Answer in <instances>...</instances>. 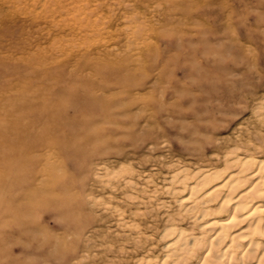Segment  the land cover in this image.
<instances>
[{
  "label": "rangeland",
  "instance_id": "1",
  "mask_svg": "<svg viewBox=\"0 0 264 264\" xmlns=\"http://www.w3.org/2000/svg\"><path fill=\"white\" fill-rule=\"evenodd\" d=\"M70 1L0 0V104L23 83L54 99L58 88L81 93L84 80L95 89L83 97L102 99L99 110L112 104L116 120L65 133L68 142L92 137L73 156L31 152L26 179L2 195L0 264L129 262L136 231L117 228L113 207L146 213L141 229L157 225L152 215L175 210L163 190L172 169L219 164L233 148L264 156V0H133L125 17L129 0H79L55 14L58 26L44 17ZM89 16L97 28L82 36Z\"/></svg>",
  "mask_w": 264,
  "mask_h": 264
},
{
  "label": "bare ground",
  "instance_id": "2",
  "mask_svg": "<svg viewBox=\"0 0 264 264\" xmlns=\"http://www.w3.org/2000/svg\"><path fill=\"white\" fill-rule=\"evenodd\" d=\"M129 1L131 3L120 5L123 17L135 5L133 0ZM76 2L79 0L69 2L72 7L58 2L57 7L46 10L48 15L44 17L58 26L55 16L71 14V10L78 7ZM87 4L86 1L88 8ZM102 5L97 3L89 11L93 12ZM90 16L79 20L87 26H78L82 36L97 28ZM144 44L143 40L137 43V47ZM95 72L102 78H108L110 73L104 75L97 68ZM55 73L57 79L63 75L59 71ZM49 76L53 73L46 72L40 77ZM76 82L83 89L81 93L77 92V86L58 88L54 99L49 98L48 91L33 90L30 83H23L25 85L20 87L18 94L6 97L0 104V206L3 205L2 195L10 192L30 173L31 152L58 147L62 154L73 156L80 152V143L89 142L92 137L88 135L68 142L65 133L77 132L101 118L104 122H115L112 104L108 110H99V105L104 102L102 99L99 103L88 101L95 85L84 80ZM123 85V95H131L133 82ZM69 110L75 114L86 112L93 119L77 123L68 117ZM220 158L219 164L174 168L168 172L163 190L175 210L152 215L151 220L157 221V225L153 223V226L141 229L135 221L137 217H145L146 213L129 209L128 214H124V210L113 207L119 213L117 228L136 231L135 236L126 237L132 240L133 257L128 255L129 262L124 261V264H264V156L259 150L248 152L233 148ZM124 183L128 188H135L131 179ZM133 197L126 196L129 201ZM41 202L38 200L37 204L42 205ZM161 204L166 202L161 201ZM149 227L154 230L150 234L146 233Z\"/></svg>",
  "mask_w": 264,
  "mask_h": 264
}]
</instances>
